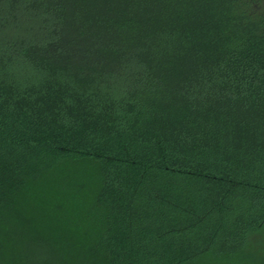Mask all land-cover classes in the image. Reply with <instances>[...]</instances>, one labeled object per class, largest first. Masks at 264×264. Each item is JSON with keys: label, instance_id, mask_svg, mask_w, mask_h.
<instances>
[{"label": "trees", "instance_id": "trees-1", "mask_svg": "<svg viewBox=\"0 0 264 264\" xmlns=\"http://www.w3.org/2000/svg\"><path fill=\"white\" fill-rule=\"evenodd\" d=\"M0 264H264V0H0Z\"/></svg>", "mask_w": 264, "mask_h": 264}]
</instances>
